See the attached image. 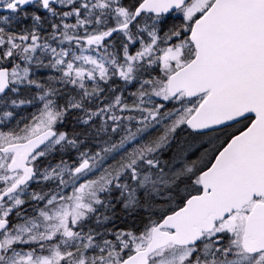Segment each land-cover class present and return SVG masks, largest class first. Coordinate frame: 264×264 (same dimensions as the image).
Wrapping results in <instances>:
<instances>
[{
  "label": "snow or ice",
  "instance_id": "obj_1",
  "mask_svg": "<svg viewBox=\"0 0 264 264\" xmlns=\"http://www.w3.org/2000/svg\"><path fill=\"white\" fill-rule=\"evenodd\" d=\"M0 264H264V0H0Z\"/></svg>",
  "mask_w": 264,
  "mask_h": 264
}]
</instances>
